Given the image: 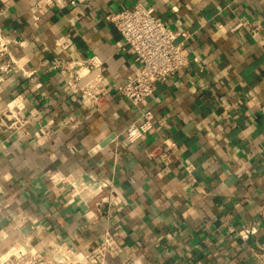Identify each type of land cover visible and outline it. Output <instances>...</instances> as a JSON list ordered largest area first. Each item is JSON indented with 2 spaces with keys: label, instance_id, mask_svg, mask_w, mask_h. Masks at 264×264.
Returning <instances> with one entry per match:
<instances>
[{
  "label": "crops",
  "instance_id": "1",
  "mask_svg": "<svg viewBox=\"0 0 264 264\" xmlns=\"http://www.w3.org/2000/svg\"><path fill=\"white\" fill-rule=\"evenodd\" d=\"M135 1L0 0V119L25 120L0 127V256L86 252L109 232L122 251L106 264H264V0H140L188 61L139 108L116 92L136 63L108 16ZM94 56L97 104L51 66ZM143 110L165 124L129 142ZM166 137L169 168L150 155Z\"/></svg>",
  "mask_w": 264,
  "mask_h": 264
},
{
  "label": "built area",
  "instance_id": "2",
  "mask_svg": "<svg viewBox=\"0 0 264 264\" xmlns=\"http://www.w3.org/2000/svg\"><path fill=\"white\" fill-rule=\"evenodd\" d=\"M108 16L124 41L125 51L134 55L136 63L133 74L126 76L116 92L126 97L132 106L139 108L154 92L158 81L172 76L187 64V56L182 52V43L176 42L177 32L155 16L152 9L140 0H136L130 8L110 12ZM3 52L0 50L1 55ZM77 65L78 67H75V62L59 58H54L51 62V66L60 72L69 87L77 89L92 104L99 103L102 97L109 94L108 88L102 84V62L94 56L86 64ZM11 69L10 62L0 63V79L2 72ZM89 70H95V73L81 84ZM2 114L0 127L4 129L17 130L18 126L25 124L19 110H13L8 105ZM155 123L160 127L165 124V120L160 118L154 122L150 110L141 111L139 117L125 127L126 140L133 142L143 138L156 127ZM178 149L177 143L166 137L158 146V150H152L150 155L162 162L165 168H169L177 158ZM256 232L257 227L254 224H247L238 230V236L246 240ZM121 251L118 242L109 232H105L102 241L86 252H73L69 247L63 246L58 247L49 258H45L37 248L24 243L0 256V264H106L107 257H117Z\"/></svg>",
  "mask_w": 264,
  "mask_h": 264
}]
</instances>
